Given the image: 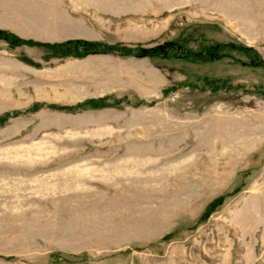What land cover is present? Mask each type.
I'll return each instance as SVG.
<instances>
[{
	"label": "rangeland",
	"instance_id": "1",
	"mask_svg": "<svg viewBox=\"0 0 264 264\" xmlns=\"http://www.w3.org/2000/svg\"><path fill=\"white\" fill-rule=\"evenodd\" d=\"M0 264H264V0H0Z\"/></svg>",
	"mask_w": 264,
	"mask_h": 264
},
{
	"label": "trees",
	"instance_id": "2",
	"mask_svg": "<svg viewBox=\"0 0 264 264\" xmlns=\"http://www.w3.org/2000/svg\"><path fill=\"white\" fill-rule=\"evenodd\" d=\"M71 43L83 45L86 48L85 52H92L90 50L92 47H98L99 46L98 45L99 43H95V42L91 43V42H88V41H85V40H75V41L70 40V41H67L66 43L62 44L61 46L65 45L66 48H67V47L70 46ZM129 50L130 49H127L125 52H128ZM94 52H99V50L98 51L95 50ZM149 53H150L149 51L142 50V53L137 54L136 56L141 57V56H144V55H148Z\"/></svg>",
	"mask_w": 264,
	"mask_h": 264
},
{
	"label": "crops",
	"instance_id": "3",
	"mask_svg": "<svg viewBox=\"0 0 264 264\" xmlns=\"http://www.w3.org/2000/svg\"><path fill=\"white\" fill-rule=\"evenodd\" d=\"M65 6H67V10H70V11H72V7H73V6H74V8H75V9H73V10H75V11H76V10L78 11V10H80V9L82 10V8H83L82 6H78L76 3L71 4V5L68 4V3H65ZM80 22L85 23L84 19H83L82 21H80Z\"/></svg>",
	"mask_w": 264,
	"mask_h": 264
}]
</instances>
